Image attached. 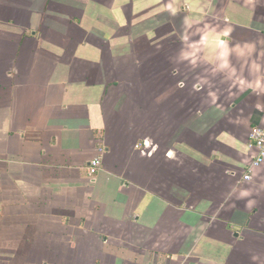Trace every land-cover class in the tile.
Returning <instances> with one entry per match:
<instances>
[{"label": "crops", "instance_id": "1", "mask_svg": "<svg viewBox=\"0 0 264 264\" xmlns=\"http://www.w3.org/2000/svg\"><path fill=\"white\" fill-rule=\"evenodd\" d=\"M256 126L264 0H0V264H264Z\"/></svg>", "mask_w": 264, "mask_h": 264}, {"label": "built area", "instance_id": "2", "mask_svg": "<svg viewBox=\"0 0 264 264\" xmlns=\"http://www.w3.org/2000/svg\"><path fill=\"white\" fill-rule=\"evenodd\" d=\"M250 149H256L259 152L256 165L264 163V131L254 129L250 135ZM103 164L100 158L94 159L88 166V174L90 177H95L102 169Z\"/></svg>", "mask_w": 264, "mask_h": 264}, {"label": "rangeland", "instance_id": "3", "mask_svg": "<svg viewBox=\"0 0 264 264\" xmlns=\"http://www.w3.org/2000/svg\"><path fill=\"white\" fill-rule=\"evenodd\" d=\"M143 101H145V99L143 98ZM254 129H258V130H262L264 131V128H261L260 126H256L253 128ZM252 130V131H253ZM252 133V132H251ZM251 135V134H250ZM249 135V138H248V145H250V136ZM143 145H140V148L142 147ZM250 148V147H249ZM251 150V149H250ZM252 151L255 152V155L252 157V160L250 161V163L247 165V169L243 175V181L244 182H249L253 179V175H254V172L256 171V169L260 168L261 166L264 165V163H261L260 165H256L257 163V160L259 159L258 158V155H259V152L258 150L256 149V147L254 149H252Z\"/></svg>", "mask_w": 264, "mask_h": 264}]
</instances>
